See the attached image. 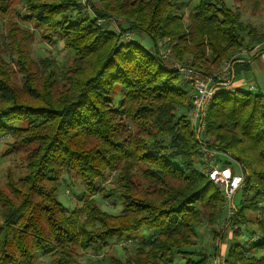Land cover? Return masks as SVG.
<instances>
[{
  "label": "trees",
  "instance_id": "1",
  "mask_svg": "<svg viewBox=\"0 0 264 264\" xmlns=\"http://www.w3.org/2000/svg\"><path fill=\"white\" fill-rule=\"evenodd\" d=\"M88 2L90 11L79 0H0V133L26 157V174L8 171L0 187V264H210L219 249L197 248V229L222 240L218 225L232 239L255 228L224 250L230 264H264V93L219 90L207 111L206 135L244 174L228 219L223 192L198 170L190 91L141 44L122 41L139 32L155 49L168 39L177 61L210 75L233 60L235 80L250 69L244 52L264 53V30L223 0H197L187 16L182 0ZM110 19L126 28L106 30L99 21ZM34 31L74 57L33 60ZM65 175L84 188L72 211L58 199ZM97 195L117 196L121 212ZM142 230L131 256L108 254Z\"/></svg>",
  "mask_w": 264,
  "mask_h": 264
},
{
  "label": "rangeland",
  "instance_id": "2",
  "mask_svg": "<svg viewBox=\"0 0 264 264\" xmlns=\"http://www.w3.org/2000/svg\"><path fill=\"white\" fill-rule=\"evenodd\" d=\"M184 1L188 7L184 11V15L187 16L189 12L193 9V7L196 5L197 0H182ZM228 6H230L232 9L238 11L241 15L242 21L245 24H248L259 31L264 30V6L260 5L257 10H254L253 8V0H223ZM91 15V14H90ZM92 17V15H91ZM187 19V18H185ZM22 26L26 27L27 25L25 23H21ZM122 28H126V24L121 22ZM103 28L106 30H109L111 32L115 33H121L120 26L118 27L115 25V23L110 21H105L102 24ZM125 35H128L131 39H133L134 42H138L141 44L147 51L150 53L154 52V43L151 40V38L143 33L139 32H129L125 33ZM34 41L30 44V55L33 60H40L41 58H46L50 56L56 57L60 62L64 63L66 60L74 57L73 52L68 51L64 49L62 42L58 37H55L53 43H49L41 39V35H39L38 32L34 31ZM125 36L122 35V41H125ZM256 49L258 46L255 47ZM256 49H249L248 51L244 52L241 56L243 59L244 57L252 58L251 55L253 52L256 53ZM259 50V49H258ZM254 53V54H255ZM175 58V57H174ZM260 65V66H259ZM170 69V68H169ZM237 80L242 79L243 84H235L234 87H240L242 90H250V88L258 87L256 90L254 89V92L262 90L264 93V53L259 58V63H256L252 66V69L248 72H243L240 75L237 76ZM175 86L182 87L184 89H188L186 86H184L180 79L179 81L175 82ZM13 127V126H11ZM12 138L11 136L4 135L0 133V187L5 188L7 184V173L8 171H11L15 177H22L26 174V169L24 168L26 164V157L25 152H23L24 148H14L12 145ZM9 150V151H8ZM235 166L237 164L235 163ZM237 170L238 167H236ZM244 175V174H243ZM107 188H109L108 185H106ZM84 190V188L76 181V179L69 177L68 175L64 176V182L59 190L58 193V199L63 204V206L66 209L73 210L79 202H77V194ZM239 191V190H238ZM236 192L234 196V205L239 206V203L241 201V193ZM97 200V203L102 207V209L106 210L107 212L111 214H119L122 210V204L120 199H118L117 196H111L108 198V201H104L101 199L99 195L95 197ZM0 215H1V208H0ZM250 216H253L252 214ZM1 221V216H0ZM227 224V223H226ZM223 225H218L217 232H223L224 236L223 239L217 238L216 240L212 239L210 229H208L205 226L199 227L197 229L198 234V240L197 242V248L204 250L208 254H212L214 252V249L216 247L219 249V254H224V250L227 253L228 247L230 243H243L246 238H248L251 234V231H255L254 227H249L248 232H243L244 235H242L239 238L232 239L230 237V231L231 229L224 228ZM227 226V225H226ZM226 229V230H224ZM246 230V229H245ZM148 233L146 230H142L138 233H135L131 235V240L124 241L122 243V247L127 250V252L122 249L121 247H118L116 245L112 246V249L108 252V254L113 255H120L121 257L125 258L127 256H131L136 248L142 247V240L144 236H146ZM225 253V254H226ZM217 255H214L215 257ZM86 261V260H85ZM38 264H50L47 257H41Z\"/></svg>",
  "mask_w": 264,
  "mask_h": 264
},
{
  "label": "built area",
  "instance_id": "3",
  "mask_svg": "<svg viewBox=\"0 0 264 264\" xmlns=\"http://www.w3.org/2000/svg\"><path fill=\"white\" fill-rule=\"evenodd\" d=\"M85 10L90 11L91 6L88 0H79ZM119 27L121 20L110 19ZM103 24L105 20L99 21ZM125 41L132 42L128 35H125ZM154 52L151 54L157 56L165 68L175 71L181 83L188 88L191 97V110L189 120L194 129L196 140L199 144L201 161L198 170L209 181L216 185L225 198L227 208V218L234 214V196L241 188L244 175L239 166V170L234 171L235 161L229 153L223 152L219 147L214 146L213 141L206 135L205 119L208 108L219 90L233 91L234 64L233 60L227 61L216 73L205 74L191 66V61L186 63L177 61L172 52L171 42L168 39L159 40ZM261 91V90H259ZM258 237L252 238L254 241ZM210 264H230L225 254H219L212 257Z\"/></svg>",
  "mask_w": 264,
  "mask_h": 264
},
{
  "label": "crops",
  "instance_id": "4",
  "mask_svg": "<svg viewBox=\"0 0 264 264\" xmlns=\"http://www.w3.org/2000/svg\"><path fill=\"white\" fill-rule=\"evenodd\" d=\"M113 23H114V22H113ZM120 25H121V24H120ZM254 53H255V52H253V54L251 55V57L254 55ZM249 57H250V56H249ZM249 57H248V58H247V57H244V58L246 59L245 61L251 62L250 69H249L248 71H250V70L252 69V66H253V65H255L256 63H259V58H260V57H259L257 60L252 61L251 58H249ZM244 58H243V59H244ZM259 66H260V65H259ZM248 71H247V72H248ZM236 78H237V77H235V80H234L232 86H234L236 83H237V84H238V83H239V84H243L242 79L237 80ZM257 88H258V87L256 86V87H253V88H250V89H251L252 91H254V89L256 90ZM233 89H234V90H235V89H240V87H237V88L234 87Z\"/></svg>",
  "mask_w": 264,
  "mask_h": 264
}]
</instances>
